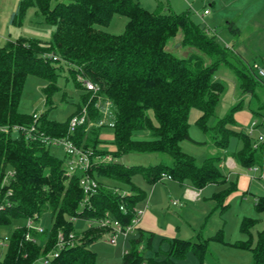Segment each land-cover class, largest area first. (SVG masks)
I'll return each mask as SVG.
<instances>
[{"label": "trees", "instance_id": "trees-1", "mask_svg": "<svg viewBox=\"0 0 264 264\" xmlns=\"http://www.w3.org/2000/svg\"><path fill=\"white\" fill-rule=\"evenodd\" d=\"M30 6L53 29L46 39L19 36L0 45V125L35 126L33 138L23 132L0 131V180L6 170L15 171L9 183L12 204L0 212V225L11 218L36 215L39 219L45 211L50 213L51 224L41 232L30 229L34 240L24 238L28 230L24 224L14 227L0 264H33L53 250H57V255L49 264H95V252L89 244L105 228L91 224L81 229L74 224V217L87 221L110 216L123 226L130 223L133 208L145 196V191L132 181L136 173L149 184L163 179V174L195 188L222 184L211 197L215 200L213 208L223 210L228 205L226 197L237 189L236 180H228L222 166L227 153L224 150L233 135L241 140L240 148L230 152L237 164L262 165L264 140L253 145L250 134L234 127V113L241 101L208 123L224 89L223 82L215 78L221 65L234 71L241 94L254 96L255 87L262 85L259 74L252 64L246 67L241 58L237 65L231 48L217 42L208 27L193 21L188 10L175 12L159 5L148 10L138 0H19L11 21L20 23ZM115 13L127 18L122 32L111 33L97 26L107 25ZM228 28L239 34L232 23ZM179 33L180 44L201 53L191 52L183 57L167 50V42ZM63 68L67 71L64 76L80 89L75 110L66 120L50 119L45 112L35 118L18 109L28 74L44 79V104L52 107V96L59 89L56 80ZM77 75L94 82L96 91L85 89ZM98 98L109 101L106 116L112 126L98 123L103 114L96 104ZM191 107L200 110L195 123L206 137L202 142H211L216 148L200 161L181 147L183 140L199 142L188 132ZM82 109L85 121L76 125L73 132H67L70 117L81 114ZM106 127L113 132L111 150L100 145L105 141L100 138V130ZM141 133L145 137L139 136ZM65 134L82 150L111 155L110 161L93 162L86 170L98 185L85 202L79 184L82 172L66 175V153L63 158L55 156L49 151L48 142L41 139ZM131 152L166 153L170 161L123 164L119 159ZM102 178L126 183L129 190L121 193V187ZM254 208L264 211V195L256 197ZM255 221L254 217L243 216L240 230L247 236L230 244L250 250L252 264H264V229L257 230L254 239L251 228ZM58 231L65 243L57 249ZM152 237L153 232L138 229L137 235L128 240L119 264H177L188 251L196 257L197 264H205L209 241L226 242L222 228L208 236L200 228L193 239L161 237L167 247L144 255L142 251L151 247ZM69 239L72 241L67 242Z\"/></svg>", "mask_w": 264, "mask_h": 264}, {"label": "rangeland", "instance_id": "rangeland-1", "mask_svg": "<svg viewBox=\"0 0 264 264\" xmlns=\"http://www.w3.org/2000/svg\"><path fill=\"white\" fill-rule=\"evenodd\" d=\"M19 0H0V45L3 44L7 39H14L19 36H36L41 39L48 38L50 31L53 29V25L43 22L40 15L36 13L33 6L26 9L24 17L20 23L12 22L11 16L16 8ZM140 5L148 10H153L158 5L160 8L173 10L175 12L189 11L190 18L208 27L211 34L217 42L221 45L231 48L232 53L235 56L232 58L233 61L240 63L237 59L241 58L243 64L249 67L252 63L257 62L262 65L264 70V0H138ZM53 3V2H52ZM206 8L210 11L209 14L201 16L203 9ZM127 18L120 14H113L109 23L107 25H97L99 28L111 32L120 33L124 29V25ZM232 23L234 26L238 27L239 34H233L228 25ZM182 35L179 33L175 37L171 38L167 44L166 49L171 51L177 56H187L191 52L201 53L199 50L191 47L189 45L180 44ZM204 55V54H203ZM61 74L57 77L56 84L59 89L52 96L53 106L48 107L44 104L42 86L45 84L44 79L33 74H28L25 78L22 94L20 97L18 109L26 113H46L47 117L57 121L66 120L72 112L75 110L76 102L78 101L80 89L75 87L70 78L64 76L67 72L64 68ZM64 72V73H63ZM215 78L222 81L224 89L220 94L215 113L212 115L208 123L212 124L216 118L223 116L226 111L238 101L240 102V108L242 111L249 112L250 119L247 124L239 123L234 125L235 128H239L242 132L249 134V129L251 127L252 121H255L256 125L252 133L250 134L251 143L259 144L261 141L258 140V135H262L264 140V74L259 75L258 78L262 85H257L255 87L254 96L249 93L241 94L236 75L232 69L227 66L221 65L215 71ZM200 114V110L197 107H191L188 112V122H189V135L192 139L198 140L196 143L190 140L182 141V146L184 149L190 151L188 153L192 154L197 161L202 160L205 155H208L210 149L207 144L211 142L203 143L201 140L205 138L204 133L195 123L197 116ZM250 122V123H249ZM101 133L111 134V128H102ZM108 136V135H107ZM139 136L145 137L142 133ZM241 146V140L237 136H231L226 147L228 151H234ZM49 151L59 158L64 157V149L60 144H49ZM184 150V151H186ZM264 156V149H263ZM125 165L131 164H142L149 165L157 162L170 161L169 155L160 152H131L119 159ZM66 164V161L64 162ZM227 171V169L225 168ZM234 172V170H233ZM252 172V171H251ZM225 173V172H224ZM252 173V175H258ZM233 175L230 176V180ZM235 178V175H234ZM108 184L121 187L123 190H129V186L126 183H121L113 179L102 178ZM133 183L137 184L141 189L145 191V196L140 201L138 205L147 200L148 197V186L143 176L136 173L132 176ZM164 183H167L164 181ZM218 189L223 187L222 184L213 183L209 186V189L216 187ZM163 188L160 184L158 185ZM165 188V187H164ZM207 189V190H209ZM232 193V192H231ZM230 193V194H231ZM262 193V190L252 185L251 188L244 195V199L241 198V193L234 194L231 199H229V205L223 208L219 213L218 208H213L215 205V200H211V205L208 208V224L210 231H214L217 227V222H224L223 235L225 240L233 241L237 238L245 239L246 234L240 230V222L243 216H250L256 218L254 226L251 228L252 237L255 239L256 231L264 229V211L258 212L254 208V196L255 194ZM170 204V202H167ZM168 206V205H167ZM190 208L194 205L189 204ZM194 209V208H193ZM165 216L159 214L158 221L161 225L165 224L166 220H171L176 223L178 220V205H170L164 208ZM220 214L218 217L217 214ZM188 216V213L183 216ZM206 217V216H205ZM210 217V218H209ZM26 218H11L7 224L0 225V236L10 235L13 228L17 225L25 223ZM40 224L44 229H49L51 220L50 213L45 211L39 218ZM74 224L84 229L86 227V221L83 218H75ZM220 224V223H219ZM218 224V225H219ZM137 228H133L128 231L126 235L120 233L116 236V242L114 244L110 243L106 236L100 235L98 238L94 239L90 244L89 248L95 252V264H119L122 258L123 250L128 247V240L131 237L137 235ZM162 236L153 235L151 240V247H144L142 253L144 255L150 254L153 250L161 248L165 249L167 247V241L161 240ZM183 238H194V232H186L182 236ZM144 240L141 246L144 245ZM211 255L217 254L218 248H226L225 245H221L218 241H210ZM224 244H227L225 242ZM232 246V245H231ZM243 249V248H241ZM232 250V249H230ZM250 250L246 249V255L250 256ZM232 251H225L221 255L227 262L231 261ZM237 252V251H235ZM215 253V254H214ZM219 253H222L219 251ZM210 255V256H211ZM212 258V257H211ZM244 262V261H243ZM240 264H244V263ZM214 263V262H213ZM33 264H42L40 258L34 261ZM177 264H197V259L191 251H188L184 258L178 259ZM210 264V262H209Z\"/></svg>", "mask_w": 264, "mask_h": 264}, {"label": "crops", "instance_id": "crops-1", "mask_svg": "<svg viewBox=\"0 0 264 264\" xmlns=\"http://www.w3.org/2000/svg\"><path fill=\"white\" fill-rule=\"evenodd\" d=\"M209 13L210 11L208 10L206 14H209ZM204 15H201V16H204ZM260 66L262 67V65ZM250 115L251 114L249 112L242 111L241 109H238L237 111H235L234 118L236 120V125L239 123L247 124L250 119L249 118ZM236 129H239V128H236ZM100 138L105 140L104 142H101L100 145L110 150L114 148L113 144L111 143V140L113 138V132L111 134L104 135L101 133V130H100ZM205 139L206 137L203 138L201 141ZM207 145L210 149L209 153H214L216 151V148L213 146V144L212 145L207 144ZM181 147L183 148V150H186L182 146V141H181ZM224 151L227 153L225 154V157L222 160L223 172H225V175L228 180H230V176L233 175L231 180L235 179L237 182V189L226 197L225 201L228 203V205H229V199H231V197L234 194L241 193V198L244 199V195L246 194V192H248V190L251 188L252 185L259 187L262 190V193L260 194L264 195V156L263 154H262V165L254 169L251 167H241L240 165L237 164L235 159L230 155L231 151H228L226 149ZM186 152H190V151L186 150ZM225 168L227 169V171L225 170ZM258 171L260 172L258 173L259 176L252 175V173L257 174ZM234 175H235V178H234ZM164 181H166L167 183H164ZM160 184L163 186V188L158 186ZM147 185H149L147 200L145 202L143 201L141 205H138L139 202L135 205L136 208L141 209V213L138 217V221L135 224L134 228L141 229L144 231H151L153 232V235L162 236L165 238H171V237L183 238L182 236L186 232H194V235H195V233L200 228L202 229L203 235L208 236V235L213 234L218 228L223 229L224 222L218 221L216 229L213 232L210 231L208 229L209 227L206 226L208 224V218L205 219V216L208 212V208L211 205V200H212L211 194L214 191H217L218 185L215 184L216 187H212L209 189V186H212L213 183H208L202 188H195L187 183H180L179 181L168 178V177H164L163 179L156 181L153 184L147 183ZM257 196H259V194H255L254 201ZM173 200H177V202L173 204L172 203ZM167 202H170V204ZM171 204L175 206L176 205L179 206V211L177 213L178 220L176 221V223H173L171 220H166L165 224L161 225L158 221V216L160 213L161 214L164 213V216H165L166 214H165L164 208H167ZM189 204L194 205L193 207L194 209L190 208V211H188ZM221 211L220 209L218 210L219 213ZM186 213H188V216L185 215L186 217H184L183 215ZM219 213L217 214L218 217H220ZM210 217H212V215H210ZM235 240H237V238L234 239L233 241ZM210 241H213V240H210ZM225 241L227 242V244H224V242L220 244L225 245L224 247L226 248H218L217 254L214 253L215 256L213 254L212 255L210 254L212 251L210 249V243H208V253L205 258V264H209V262L210 264H240L243 261H244L243 262L244 264H252V257H251L250 251H249L250 256L246 255L245 252H242L246 249H241V248L231 246L230 243L233 241H228V240H225ZM227 250L232 251L229 253L231 255L230 262H227V259H224V257L221 256L223 252ZM219 251L222 253H219Z\"/></svg>", "mask_w": 264, "mask_h": 264}, {"label": "built area", "instance_id": "built-area-1", "mask_svg": "<svg viewBox=\"0 0 264 264\" xmlns=\"http://www.w3.org/2000/svg\"><path fill=\"white\" fill-rule=\"evenodd\" d=\"M208 12V9L204 8L203 12L201 15H204ZM252 67L258 72L259 75H262L264 73L263 68L257 63L254 62L252 63ZM77 79L81 82L82 86L87 89V90H93L94 92L97 89V85L88 80L87 78L77 75ZM100 110L102 111V116L99 120L98 123L100 124H107L109 126H112V121H110L106 114L108 113L109 109V101L104 100L101 102L99 98L97 99L96 103ZM33 117H37L38 114L32 113ZM86 119V116L84 114V109H82V113L80 114H74L70 117L69 122H68V131L67 132H73L74 128L76 125L84 122ZM255 121H252L251 127L249 129V134L252 133V131L255 128ZM35 129L34 124L26 127L23 125H14L12 128H9L8 125H0V131L3 132H8L10 130L12 131H17V132H23L27 137H34L35 135L33 134V131ZM41 136V135H40ZM41 139L45 142H48V144H60L63 146L64 152L67 155L66 164H65V174L70 175L74 173L76 170H80L82 174L80 175L79 178V184L81 186L82 192H83V199L82 202H85L88 200V197L93 194L96 189H97V180L90 176L86 170L91 166L93 162H101V161H110L111 160V155L110 154H104V155H99V154H92L91 150H82L79 147L75 145V143L72 142V140L65 134L63 136H54V137H48L44 136ZM258 140L262 141L263 137L262 135H258ZM256 145V144H254ZM251 168L256 169V166H253ZM15 174L14 170H6L3 173V176L1 177L0 180V212L5 211L9 207H11V194H12V189L9 187V183L11 182V179L13 178ZM164 177H169L168 175L163 174ZM127 191L122 190L121 193H125ZM177 200H173L172 203L175 204ZM122 210L124 208L120 206ZM134 215L131 218L130 223L126 224L123 226L120 221L116 218L110 217V216H105V217H99V218H94V219H89L86 221V225L90 226L91 224H94L97 227H102L105 228V231L102 232L101 235H105L107 240L114 244L116 242V236L120 233L126 235L128 231H131L134 227L135 224L138 221V217L141 213V209L134 207L133 208ZM37 216H31L27 217L24 223V226L28 229L25 234L24 238L27 240H34V237L30 234L29 230L34 229L37 232H41L44 228L41 226L39 219L37 220ZM75 219V217H74ZM69 238L73 237L72 233L68 234ZM8 240L9 236L4 235L0 236V259L3 255V252L5 248L8 245ZM72 240L69 239L67 242H71ZM65 243V239L63 237V234L61 231H58L57 233V249L62 247L63 244ZM126 252V249L123 250V253ZM57 255V250H53L45 254L44 256L40 257L42 264H49V260Z\"/></svg>", "mask_w": 264, "mask_h": 264}]
</instances>
